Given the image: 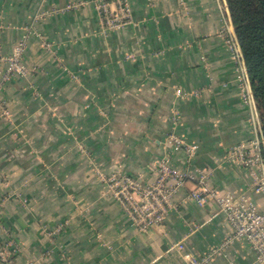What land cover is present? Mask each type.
<instances>
[{
  "label": "crops",
  "instance_id": "0c3cea01",
  "mask_svg": "<svg viewBox=\"0 0 264 264\" xmlns=\"http://www.w3.org/2000/svg\"><path fill=\"white\" fill-rule=\"evenodd\" d=\"M129 4V23L110 31L96 0H0L2 54L26 40L29 69L0 90L11 112L9 122L0 110V204L22 246L15 264H187V254L220 246L231 227L213 202L189 198L195 181L178 190L165 223L147 232L104 192L100 175L115 169L153 183L166 157L187 168L171 133L199 146L190 169L211 187L262 205L251 189L257 168L225 159L254 135L226 45L236 35L227 1ZM5 70L0 63V82ZM66 219L54 256L43 258L52 243L41 225ZM254 261L240 241L209 264Z\"/></svg>",
  "mask_w": 264,
  "mask_h": 264
},
{
  "label": "built area",
  "instance_id": "2783aa9c",
  "mask_svg": "<svg viewBox=\"0 0 264 264\" xmlns=\"http://www.w3.org/2000/svg\"><path fill=\"white\" fill-rule=\"evenodd\" d=\"M112 4L115 7H112ZM96 8L102 16L105 28L110 31L125 27L131 19L129 0H96ZM1 37L0 26V63L6 64L0 82V90H3L5 84L12 79L26 76L28 68L23 59L26 40L17 42L12 53L5 56L2 54ZM226 45L235 63V82L241 90L242 102L251 112L250 122L254 135L247 142L231 146L225 154V159L238 166L257 168L251 189L259 196L262 205H258L245 192L211 187L202 171L190 169L199 146L187 142L177 133H171L168 137L173 147L185 154L187 168H177L171 158L166 157L155 168L156 180L153 183L145 182L141 175H130L122 168L112 172L108 178L124 213L131 219V224L142 231L163 225L174 208V197L178 190L188 181L197 182L198 188L191 191L189 198L199 205L213 202L219 211L225 214L231 233L220 246L212 248L203 256L187 254V264H209L226 248L240 241L251 247L255 255L254 264H264V137L248 68L237 36L230 35L226 39ZM11 249L13 255L17 254L16 247Z\"/></svg>",
  "mask_w": 264,
  "mask_h": 264
},
{
  "label": "trees",
  "instance_id": "16d2710c",
  "mask_svg": "<svg viewBox=\"0 0 264 264\" xmlns=\"http://www.w3.org/2000/svg\"><path fill=\"white\" fill-rule=\"evenodd\" d=\"M248 68L264 137V0H226Z\"/></svg>",
  "mask_w": 264,
  "mask_h": 264
},
{
  "label": "rangeland",
  "instance_id": "374dc122",
  "mask_svg": "<svg viewBox=\"0 0 264 264\" xmlns=\"http://www.w3.org/2000/svg\"><path fill=\"white\" fill-rule=\"evenodd\" d=\"M28 74H29V69H28ZM0 110H1V116H3L4 119H6L10 122L11 112L8 110V108L5 105H3L0 107ZM14 133H15V135L18 136L19 130L18 129L14 130ZM115 170H117V169H115ZM115 170H112L109 174L100 175V178H101L102 183L104 184V192H106L108 195H112L117 200V197L115 195V190L111 187V184L108 180L111 173L114 172ZM22 203L27 204L28 200L25 198L22 200ZM126 217L129 218L127 215H126ZM5 222H6L5 210H4L3 205L0 204V264H15L16 257L22 251V246H21L20 242H18V240L15 239V237L12 235V232L5 225ZM130 222L132 223L131 219H130ZM67 226H68V220L67 219L65 221H61L58 223L56 222L54 224L43 223L41 225L42 235L49 240V244L52 243L51 248H48L47 250H45L42 253L43 258L48 259V258H51L52 256H54V254H55L54 248H56L55 243L57 242L58 238L62 235V233L66 230ZM137 230L142 231L138 228H137ZM149 230H144L143 232H147ZM13 247H16V249H18L17 254H15L16 256L13 255V253L11 252L12 251L11 248H13ZM61 252H62V250H61ZM62 255H63V253H62ZM32 264H35V262Z\"/></svg>",
  "mask_w": 264,
  "mask_h": 264
}]
</instances>
